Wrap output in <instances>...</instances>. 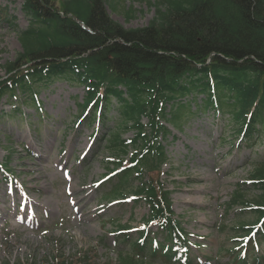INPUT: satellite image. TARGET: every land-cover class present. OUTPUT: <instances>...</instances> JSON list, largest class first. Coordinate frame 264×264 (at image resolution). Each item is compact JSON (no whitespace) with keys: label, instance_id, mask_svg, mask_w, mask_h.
Returning a JSON list of instances; mask_svg holds the SVG:
<instances>
[{"label":"trees","instance_id":"obj_1","mask_svg":"<svg viewBox=\"0 0 264 264\" xmlns=\"http://www.w3.org/2000/svg\"><path fill=\"white\" fill-rule=\"evenodd\" d=\"M121 1L23 0L29 18L25 29H18L0 5V21L14 26L21 46L3 66L0 100L35 107L42 86L67 80L85 88L79 106L82 111L91 107L94 119V109L101 107L103 116L115 98L119 128L108 137L106 149L116 158L108 169L117 170L116 181L104 197L123 198L131 179L140 180L130 192L149 205L144 222L160 229L155 237L141 232L129 243L130 251L122 249L115 262L103 264H210L209 258L199 263L191 257L189 234L174 217L171 193L160 180L168 160L160 139L169 131L163 121L181 125L185 112L195 111L180 99L203 94L198 110L213 108L226 115L245 145L263 143L264 0H148L154 17L138 28H125L108 14L106 6ZM129 129L135 130L134 137L123 139L120 130ZM248 165L247 178L237 184L226 208L239 207L254 220L237 218L230 230L224 229L233 240L219 251L228 256L226 264H264L259 254L264 243V152ZM122 240L129 241L128 234ZM98 257L96 246L71 257L58 251L53 264H100Z\"/></svg>","mask_w":264,"mask_h":264},{"label":"rangeland","instance_id":"obj_2","mask_svg":"<svg viewBox=\"0 0 264 264\" xmlns=\"http://www.w3.org/2000/svg\"><path fill=\"white\" fill-rule=\"evenodd\" d=\"M22 3L0 0L18 29L29 24ZM106 8L125 28L146 26L154 17L148 0H122ZM20 51L14 26L0 21V76L5 75L4 64ZM84 97L83 86L60 79L39 89L40 110L7 97L0 101V164H4L0 167V264L17 260L49 264L58 251L71 257L92 246L97 247V262H115L118 251L129 248V241L122 240L126 234L135 239L143 228L157 231L155 225L143 223L149 206L130 192L140 180L132 178L120 200L104 198L116 181L102 182L106 162L112 160L106 139L119 128L117 101L111 99L103 116L95 111L90 122L78 118ZM202 98L203 94L193 100L181 98L195 113L185 112L181 125L165 123L169 132L161 140L168 160L160 177L172 192L176 218L189 233L191 257L226 264L228 256L219 252L233 243L226 231L237 218L254 220L239 207L227 209L226 203L247 178L248 161L264 152V140L245 145L226 115L213 108L197 109ZM120 131L124 139L135 133ZM118 223L127 225V230L116 233ZM259 254L264 255V243Z\"/></svg>","mask_w":264,"mask_h":264}]
</instances>
